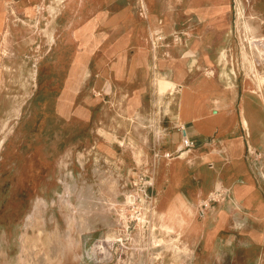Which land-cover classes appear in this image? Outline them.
Listing matches in <instances>:
<instances>
[{"label":"rangeland","instance_id":"rangeland-1","mask_svg":"<svg viewBox=\"0 0 264 264\" xmlns=\"http://www.w3.org/2000/svg\"><path fill=\"white\" fill-rule=\"evenodd\" d=\"M80 1L0 0V264H192L166 241L178 238L199 253L197 220L182 232L177 220H167L176 231L158 228L155 246L149 243L150 214L139 222L158 193L150 183L162 155L154 144L156 89L162 97L172 94L171 87L156 79L153 64L130 75L118 56L86 57L94 49L78 33L86 9ZM231 5L228 20L240 51L239 25L251 13L257 35L264 36V0ZM247 51L225 66L224 84L236 89L239 117L249 92L242 119L251 138L261 140L247 99L256 93L264 104V88L256 85L264 59ZM136 91L143 98L133 111ZM127 194L136 200L127 205L125 223L117 208ZM239 239L242 248L222 250L210 264L264 261L263 245L246 235Z\"/></svg>","mask_w":264,"mask_h":264},{"label":"crops","instance_id":"crops-1","mask_svg":"<svg viewBox=\"0 0 264 264\" xmlns=\"http://www.w3.org/2000/svg\"><path fill=\"white\" fill-rule=\"evenodd\" d=\"M80 5L86 9L78 33L94 49L86 57L118 56L130 75L139 69L146 73L153 64L154 76L176 82L173 94L161 97L156 89L159 105L154 112L159 115L153 128L160 126L161 136L154 132V144L162 155L158 153L161 166L150 183L158 190L152 204L160 205V223L170 232L176 230L167 220H177L180 232L198 222L196 247L201 245V251L178 244L184 259L210 264L214 255L224 253L220 251L242 248L240 235L264 246V139L253 140L242 119V102L249 92L240 102V117L237 95L234 106L208 102L227 94L231 86L224 84L225 66L244 53L242 42L241 52L233 43L231 0H81ZM86 21L92 28L83 27ZM100 31L104 35L96 36ZM154 32L161 35L155 48L145 39ZM208 75L213 78L209 89ZM185 90L194 99L189 108L181 104ZM130 97L135 111L143 94L136 91ZM247 100L255 111L256 134L262 136L264 104ZM185 138L194 142L191 148H185ZM218 190L225 198L204 209L202 203Z\"/></svg>","mask_w":264,"mask_h":264},{"label":"bare ground","instance_id":"bare-ground-1","mask_svg":"<svg viewBox=\"0 0 264 264\" xmlns=\"http://www.w3.org/2000/svg\"><path fill=\"white\" fill-rule=\"evenodd\" d=\"M63 1L64 0H55V2H57L58 4L62 3ZM54 9H55V6H53L51 10L53 11ZM240 16H242V12L241 11H240ZM249 18H250L249 21H244L243 25L241 23L239 25L240 30H242L244 32V34L242 36V41H243V44H244V54L247 55V53H248L247 47H249L250 50H251V53H253L254 55H256L257 57H259L261 59H264V36L257 35L256 31L258 30L257 29L258 27H256L257 25H254L253 22H252V20H253V14L252 13L250 14ZM257 23H255V24H257ZM259 25H260V23H259ZM260 27H261V25H260ZM211 72L212 71H210L209 73H211ZM156 79L159 80V81H162L166 86L171 87L172 94L175 92L176 85H174V83H172V80L168 79L166 76L157 75V74H156ZM212 79L213 78L208 75V89H209V86L212 84ZM256 85H257V87L260 90H262V88H264V76L263 75L256 74ZM191 96H190L189 92L187 90H185L184 91V97L182 99L181 104H183L184 106L187 105L188 108H189V106H193L192 103H193L194 99L192 98L193 96L192 97ZM235 98H236L235 88H234V86H231L225 96H218V97L208 98V102H214L217 106L229 107L231 105L234 106ZM258 98L261 99V95H257L256 93H254V100H258ZM195 104H196V102H195ZM244 109L246 111H249L248 107L245 104H244ZM212 111L214 112L215 110L212 109ZM215 112H218V111H215ZM155 134H156L157 137H159V136H161V131L158 128H156L155 129ZM179 146L181 147L182 144L179 145ZM185 154L186 153L183 152L182 156H185ZM135 200H136L135 199V195L127 194L126 197H125L124 203L119 208H117L114 205V203H113V201H111V199L109 200V202H110L109 204H112V205H114L117 208V210L120 213L119 217H122L124 219V222L126 223L127 222V217H128L127 205L129 203L134 202ZM147 214H150V216H151L150 220H149V223H150V225H149V229H150L149 243H150L151 246H155L158 243V240H157L158 236L156 235L157 229L159 228V229L163 230L166 233H170V229L168 227H166V226H163L160 223L159 218L161 216V210H160V205L159 204L158 205L152 204V206H150V205L146 206L145 210L142 213L139 214V222L140 223H144L147 220ZM108 237L109 238H114V236H112V235H110ZM171 239H173V238L171 237ZM166 243H167L168 246H172L175 249V251L182 256L183 251L180 249L178 243L175 240H173L172 242L167 240Z\"/></svg>","mask_w":264,"mask_h":264},{"label":"built area","instance_id":"built-area-1","mask_svg":"<svg viewBox=\"0 0 264 264\" xmlns=\"http://www.w3.org/2000/svg\"><path fill=\"white\" fill-rule=\"evenodd\" d=\"M160 33L158 32H154V34L152 35V37H150V42L153 48L156 47L157 42L160 40ZM184 146L185 148H191L194 145V142L192 140H190L189 138H185L183 140ZM225 198V193L221 190L216 191L215 193H213L212 196H210L208 201H204L202 203V206L204 209H208L210 207V202L214 201V202H220L221 200H223ZM201 213H203V211H200Z\"/></svg>","mask_w":264,"mask_h":264}]
</instances>
